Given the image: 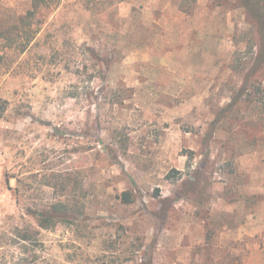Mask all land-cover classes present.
Returning <instances> with one entry per match:
<instances>
[{
  "label": "rangeland",
  "instance_id": "rangeland-1",
  "mask_svg": "<svg viewBox=\"0 0 264 264\" xmlns=\"http://www.w3.org/2000/svg\"><path fill=\"white\" fill-rule=\"evenodd\" d=\"M30 2L0 0V264H264L240 1L47 0L27 42Z\"/></svg>",
  "mask_w": 264,
  "mask_h": 264
},
{
  "label": "trees",
  "instance_id": "trees-1",
  "mask_svg": "<svg viewBox=\"0 0 264 264\" xmlns=\"http://www.w3.org/2000/svg\"><path fill=\"white\" fill-rule=\"evenodd\" d=\"M240 5L244 8L246 14L251 18L255 25L256 35L258 37L257 50L254 52V64L252 66L253 71L258 69L264 63V0H239ZM48 7L47 0H31L30 7L24 14L18 17V22L23 26H28L29 30L27 34V42L32 40L35 36L36 29H33L34 19L38 12L43 8ZM108 67V66H107ZM124 204H129L135 201V196L132 191L125 190L117 196ZM66 209V204L63 202H56L50 204L45 209L36 210L32 212L36 215L39 225L42 228H50L53 226V221L61 217L59 214L61 209ZM24 240L27 238L24 237Z\"/></svg>",
  "mask_w": 264,
  "mask_h": 264
}]
</instances>
